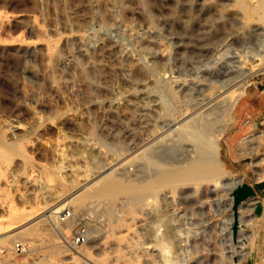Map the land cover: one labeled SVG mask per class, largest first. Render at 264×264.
I'll list each match as a JSON object with an SVG mask.
<instances>
[{
	"label": "rangeland",
	"instance_id": "rangeland-1",
	"mask_svg": "<svg viewBox=\"0 0 264 264\" xmlns=\"http://www.w3.org/2000/svg\"><path fill=\"white\" fill-rule=\"evenodd\" d=\"M263 90L264 0H0V234L19 231L0 244L30 243L20 264H160L149 252L163 224L169 264H264V203L260 217L253 212L264 198ZM218 94L227 98L207 116L221 160L190 169L193 180L174 192L159 190L162 213L126 210L128 190L100 194L108 169L122 188L153 173L140 158L119 165L151 140L170 160L195 157L174 124ZM242 182L258 196L238 207L247 227L234 237L232 191ZM64 198L56 212L95 203L101 216L81 255L46 219Z\"/></svg>",
	"mask_w": 264,
	"mask_h": 264
},
{
	"label": "bare ground",
	"instance_id": "bare-ground-1",
	"mask_svg": "<svg viewBox=\"0 0 264 264\" xmlns=\"http://www.w3.org/2000/svg\"><path fill=\"white\" fill-rule=\"evenodd\" d=\"M227 90V89H226ZM200 94L203 95L204 93L202 91H200ZM225 94V92H224ZM242 94V93H241ZM205 96V95H204ZM203 96V101H200L198 104H196L195 106H193L192 108H195L194 111L190 114V116L183 120L182 122H178L177 124H174V136H176V140L177 141H189L192 143H195L197 145V148H195V157L187 159L185 161H180V160H174V158H172L173 160H170L169 158H167V153L165 152V150L159 146H151L152 145V140H151V145L149 143V145L146 148H143V150L141 151V153L132 155V157L130 158H125L124 160L122 159L121 164H119L120 166H125L128 162L130 163L131 161L134 162L133 160L135 158H140L142 160V163L140 162L139 165H143L146 167V170H152L153 173H148V175L146 176V178L141 179L140 182L141 185H137V184H130V186H127L125 188L122 187H118L117 183H118V179H114V177L111 178V174L112 171L114 170L111 169L110 172L106 171V173L104 175H102L97 181L106 179V181L109 182L107 188L102 189V191L100 192L101 195H105V194H114V192H111L110 189H108L110 186L115 187L117 190H128L129 193L128 195L124 198V200L122 202H124L126 204L127 209L126 210H131L132 208H139V207H143V209H147L149 212L151 213H162V207L160 206V201L163 200L164 201V196L162 198H159V196H157V193L159 192V190L169 186L171 188V191L174 192L176 185L180 184V183H186V182H191L193 179L191 178L190 175V169H193V167L196 168H201L202 170L206 168V166L208 165V167L212 168V165L220 162V155H221V151H222V141L218 138H216L215 140H210L209 136L210 134L214 131V125L213 122L209 120V117L207 116V111L209 112V110L215 106H217L218 104L222 103L226 98L227 95H222V94H218L215 97L209 99V101L204 102V100L207 99V97ZM139 99V98H138ZM150 101V100H148ZM167 109V108H164ZM158 110V109H157ZM197 112V113H196ZM167 115V114H166ZM196 115H200L201 118L199 119H195ZM186 118V117H185ZM234 118V117H233ZM208 120V121H207ZM213 120V119H212ZM232 120V119H231ZM166 121V120H165ZM169 121V120H167ZM166 121V122H167ZM207 121V122H206ZM210 121V122H209ZM169 122H172L171 120ZM162 123V122H161ZM176 125V127H175ZM168 126V125H167ZM166 126V127H167ZM222 126V125H221ZM172 127V126H171ZM166 131V129H164ZM168 130V129H167ZM172 129L168 130L171 132ZM167 131V132H168ZM155 132V130H154ZM164 132V131H162ZM162 134V133H161ZM168 135V134H167ZM159 136V134L157 135ZM163 136V135H162ZM153 139V138H152ZM155 139V138H154ZM170 139V138H169ZM172 139V138H171ZM170 139V141H171ZM156 140V139H155ZM173 140V139H172ZM158 141V139H157ZM166 142V141H165ZM169 142V141H168ZM174 142V141H172ZM148 143V142H147ZM171 143V142H169ZM168 143V144H169ZM163 144V143H162ZM167 144V143H166ZM172 144V143H171ZM178 144V143H177ZM147 145V144H146ZM160 145V143L158 144ZM164 145V144H163ZM161 146V145H160ZM145 147V146H144ZM160 148V149H158ZM164 150V151H163ZM176 150V149H174ZM137 151V150H136ZM168 152V151H167ZM173 152V151H172ZM127 153V152H126ZM132 154V152H131ZM130 155V154H129ZM177 155V154H176ZM140 156V157H139ZM173 156V155H172ZM156 158V159H155ZM131 162V163H132ZM185 164L186 166L183 167L182 164ZM137 165V167L139 166ZM110 166V165H109ZM112 167V166H111ZM118 167V166H117ZM126 167V166H125ZM109 168V167H108ZM144 170V169H143ZM183 170V171H182ZM198 170V169H197ZM151 171V172H152ZM206 171H210L207 170ZM146 172V171H145ZM174 173L173 178H171V174L170 173ZM142 173V172H141ZM144 174V173H143ZM147 173H145L146 175ZM115 175V174H114ZM173 175V174H172ZM86 176V175H85ZM116 176V175H115ZM219 176V173L216 174L215 176H210L209 179L211 181H215L217 179V177ZM221 176V175H220ZM219 176V177H220ZM140 177V176H139ZM116 178V177H115ZM136 178V177H135ZM236 179V178H235ZM207 181L208 183L210 182ZM133 180H129L128 183H132ZM158 182V183H156ZM211 183V182H210ZM240 184V183H239ZM137 185V186H136ZM167 185V186H166ZM209 185V184H208ZM238 185V184H237ZM117 186V187H116ZM219 186V185H218ZM82 187V186H81ZM103 187V186H102ZM120 188V189H118ZM211 188V187H210ZM116 190V191H117ZM210 190V189H209ZM208 190V191H209ZM234 190V189H233ZM211 191V190H210ZM80 193L74 194V196H70V199L75 200L76 197L79 195ZM88 194V193H87ZM258 196V194H257ZM109 197V196H108ZM66 198V197H65ZM64 198V200H65ZM159 198V199H158ZM255 199H257V197H254ZM70 199H67L65 201H63L62 203L59 204V206L56 208V210L53 209V211L51 212L50 210V214H46V217L40 218L38 221H36L33 224H36L38 222H41L43 219H48V221H54L52 223L53 228L56 230L57 233H61V232H65L67 233V229L65 225H62L59 223V225H61L60 228H58V226H56L57 222L55 217H52V214H54L57 210H59L60 206L64 203H66L67 201H69ZM78 199V198H77ZM61 200V199H60ZM63 200V199H62ZM162 201V202H163ZM257 201H260L261 203H264V198L263 199H257ZM263 206V204H262ZM166 208V207H165ZM45 210V209H44ZM173 210V209H172ZM263 211V210H262ZM48 212V210H47ZM110 210H107L106 214H109ZM154 214V215H155ZM166 214V213H165ZM171 214V213H170ZM262 215V214H261ZM177 216V215H176ZM114 217V216H113ZM258 217V216H257ZM260 217V216H259ZM53 218V220H52ZM166 218V217H165ZM116 219V218H115ZM117 220V219H116ZM45 221V220H44ZM170 221V220H169ZM172 221V220H171ZM166 222L168 223V220H166ZM155 224V223H154ZM6 225V224H5ZM58 225V224H57ZM1 227V225H0ZM20 227V226H19ZM57 227V228H56ZM154 228V227H153ZM172 228V227H171ZM170 228V229H171ZM252 228V227H251ZM14 228L11 229H7L5 231H3L0 234V240L6 239V238H16L17 234L19 233V231H12ZM177 229V228H176ZM15 230V229H14ZM173 230V229H172ZM175 230V229H174ZM178 230V229H177ZM180 230V229H179ZM242 230V229H239ZM12 231V232H11ZM11 232V233H9ZM98 232H100V230H98V228H94L93 232L91 231V233H93L91 235V239L90 242L91 243L94 239V237H97ZM176 232V231H175ZM95 233L97 234L96 236ZM174 233V232H173ZM178 233V232H177ZM180 233V231H179ZM152 234V232H151ZM248 234H250L248 232ZM168 229L165 228L163 226V224H158L155 225V229L153 232V236H157L156 239L154 240L155 243L153 244L156 249L149 252L150 254H153L154 256L157 257V259L159 258L160 264H169V261H171L170 257L168 256V253H171V248L169 249L168 246H165L166 244V240L168 237ZM175 235V234H174ZM178 235V234H177ZM176 235V236H177ZM175 236V237H176ZM252 239V236H250ZM147 240V239H146ZM169 240V239H168ZM175 241V240H174ZM170 242L171 239H170ZM247 242V241H246ZM141 243V242H140ZM175 243V242H174ZM172 245V244H171ZM177 245V244H176ZM247 246V245H245ZM148 245H145V242L141 244V246L139 247L138 251H140L141 249L147 248ZM177 248V247H176ZM251 247L248 248L247 252L243 255L246 256L251 250ZM54 254H60V253H65L66 250L61 249L60 246H56L55 249L53 250ZM85 251V249L83 247H81L79 250H75L74 252L78 253L81 255V253H83ZM80 252V253H79ZM83 255V254H82ZM179 259H180V255ZM240 256V254H239ZM71 259H75L74 257H72V255L70 256ZM77 257V256H75ZM155 258V257H154ZM172 258V256H171ZM242 258V257H241ZM156 259V258H155ZM174 260V259H173ZM240 260V259H239ZM182 261V260H181ZM173 263V262H172ZM181 263V262H180ZM0 264H5L3 261H0ZM175 264V263H174ZM179 264V263H178Z\"/></svg>",
	"mask_w": 264,
	"mask_h": 264
},
{
	"label": "built area",
	"instance_id": "built-area-1",
	"mask_svg": "<svg viewBox=\"0 0 264 264\" xmlns=\"http://www.w3.org/2000/svg\"><path fill=\"white\" fill-rule=\"evenodd\" d=\"M261 181H264V177ZM96 208L95 203H88L83 209L77 210L72 206H65L61 211L54 213L56 222L65 225L68 230V233L59 234L60 243L74 250L87 245L90 242L94 224L101 221ZM30 246V243L21 240L0 244V258L9 256L13 264H20L17 261L18 258H22Z\"/></svg>",
	"mask_w": 264,
	"mask_h": 264
},
{
	"label": "water",
	"instance_id": "water-1",
	"mask_svg": "<svg viewBox=\"0 0 264 264\" xmlns=\"http://www.w3.org/2000/svg\"><path fill=\"white\" fill-rule=\"evenodd\" d=\"M256 192L253 187L248 183H240L236 185L234 190L232 191V211H233V224L231 226L232 234L235 237L236 233L239 229H246V225L241 223L238 219V207L242 204V202L250 197H256ZM263 210L262 203L257 201L253 207L254 215L261 216Z\"/></svg>",
	"mask_w": 264,
	"mask_h": 264
},
{
	"label": "crops",
	"instance_id": "crops-1",
	"mask_svg": "<svg viewBox=\"0 0 264 264\" xmlns=\"http://www.w3.org/2000/svg\"><path fill=\"white\" fill-rule=\"evenodd\" d=\"M244 104V108L246 107L245 106V104H246V102L244 101V99H241L240 100V105H239V107H238V111H237V115L238 114H240V113H242V111L244 110H242V105ZM247 121V122H246ZM243 124L246 126H248L249 124H250V121L249 120H246ZM251 125V124H250ZM259 125L260 126H264V114H263V116H262V119H260V121H259ZM246 126V127H247ZM230 166H231V168H235V166L233 165V164H230ZM263 182V181H262ZM254 191H256V190H254ZM264 191V183L263 184H261L260 185V190H259V192H263Z\"/></svg>",
	"mask_w": 264,
	"mask_h": 264
}]
</instances>
